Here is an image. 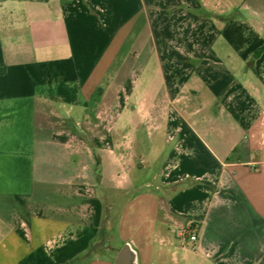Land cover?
<instances>
[{"label": "crops", "instance_id": "0c3cea01", "mask_svg": "<svg viewBox=\"0 0 264 264\" xmlns=\"http://www.w3.org/2000/svg\"><path fill=\"white\" fill-rule=\"evenodd\" d=\"M123 256L264 264V0H0V264Z\"/></svg>", "mask_w": 264, "mask_h": 264}, {"label": "built area", "instance_id": "2783aa9c", "mask_svg": "<svg viewBox=\"0 0 264 264\" xmlns=\"http://www.w3.org/2000/svg\"><path fill=\"white\" fill-rule=\"evenodd\" d=\"M179 236L183 240L184 243H196L198 241V234L194 232L192 226L189 228H183L179 231Z\"/></svg>", "mask_w": 264, "mask_h": 264}, {"label": "trees", "instance_id": "16d2710c", "mask_svg": "<svg viewBox=\"0 0 264 264\" xmlns=\"http://www.w3.org/2000/svg\"><path fill=\"white\" fill-rule=\"evenodd\" d=\"M2 1H6V0H2ZM39 1H49V0H39ZM104 93V88L103 87H99L96 92L93 94L91 101H90V108H95L96 105L100 102L102 96Z\"/></svg>", "mask_w": 264, "mask_h": 264}, {"label": "rangeland", "instance_id": "374dc122", "mask_svg": "<svg viewBox=\"0 0 264 264\" xmlns=\"http://www.w3.org/2000/svg\"><path fill=\"white\" fill-rule=\"evenodd\" d=\"M129 45H130V44H129ZM129 45L127 46V48L129 47ZM113 238H114V241H113V242L115 243V245L122 244V243H121V241L117 239V238H118L117 234H116V235H114V237H113ZM153 260H154V261H156V259H155V258H154ZM156 262H158V261H156ZM158 263H159V262H158ZM159 264H160V263H159Z\"/></svg>", "mask_w": 264, "mask_h": 264}, {"label": "water", "instance_id": "95a60500", "mask_svg": "<svg viewBox=\"0 0 264 264\" xmlns=\"http://www.w3.org/2000/svg\"><path fill=\"white\" fill-rule=\"evenodd\" d=\"M119 264H130L126 256H123L121 260L118 261Z\"/></svg>", "mask_w": 264, "mask_h": 264}]
</instances>
